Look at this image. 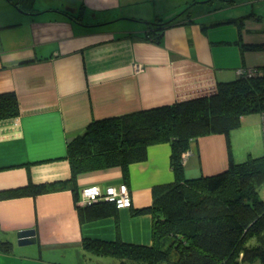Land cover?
<instances>
[{
	"label": "crops",
	"instance_id": "obj_1",
	"mask_svg": "<svg viewBox=\"0 0 264 264\" xmlns=\"http://www.w3.org/2000/svg\"><path fill=\"white\" fill-rule=\"evenodd\" d=\"M209 1L36 0L27 12L20 0H0V94L14 92L21 109L18 117L0 120V192L29 184L47 191L0 201V244L7 243L0 264H103L85 250L86 238L152 244V215L134 212L153 204L155 188L175 181L170 145L150 147L148 160L129 168L132 208L120 210L118 219L82 225L83 190L120 187L123 170L79 176L76 200L68 141L95 120L211 97L241 70H264L263 50L241 51V45L264 44V25L248 22L242 33L237 27L231 36L212 34L204 22ZM171 22L160 44L145 39L156 28L151 24ZM250 119L243 117L241 128L261 139L262 116ZM232 153L237 163L253 158L240 162ZM183 162L187 178L224 173L227 137L194 141ZM28 230H36V243L20 246L18 233Z\"/></svg>",
	"mask_w": 264,
	"mask_h": 264
},
{
	"label": "trees",
	"instance_id": "obj_2",
	"mask_svg": "<svg viewBox=\"0 0 264 264\" xmlns=\"http://www.w3.org/2000/svg\"><path fill=\"white\" fill-rule=\"evenodd\" d=\"M242 19L221 24L236 23L242 33ZM173 22L151 24L156 28L149 29L145 39L160 44ZM261 50L264 44L241 45L243 53ZM247 71L238 79L219 83L214 96L95 120L83 134L68 141L65 159L72 170L70 187L76 200L79 176L119 168L128 187L129 168L145 163L150 147L168 144L172 151L175 181L155 188L153 204L134 212L152 215V244L86 238V251L115 257L120 264H264V200L259 195L264 186V157L237 163L231 148L230 133L241 128L242 118L264 113V70ZM20 112L14 92L0 94V120H11ZM217 134L228 139L229 169L217 176L187 178L183 159L193 142ZM46 193L43 187L29 184L3 190L0 201ZM119 211L115 202L106 200L77 206L82 225L112 216L118 219ZM6 245L0 244L2 252Z\"/></svg>",
	"mask_w": 264,
	"mask_h": 264
},
{
	"label": "rangeland",
	"instance_id": "obj_3",
	"mask_svg": "<svg viewBox=\"0 0 264 264\" xmlns=\"http://www.w3.org/2000/svg\"><path fill=\"white\" fill-rule=\"evenodd\" d=\"M211 12H208L204 20L211 28L212 34L233 35L237 33V24H216L218 21L226 19L243 18L245 23L252 22L257 25H264V0H214V4L209 5ZM254 13V15H252ZM252 15V16H251ZM216 22V23H215ZM249 121L260 119V114H252ZM251 128V127H250ZM237 129L232 133V148L237 160H245L249 154L253 158L264 157V140L260 139L257 133L249 130ZM187 156V155H185ZM245 158V159H244ZM259 195L264 200V186ZM82 201V199H81ZM97 259V258H96ZM99 261L103 264H119L115 257L102 256Z\"/></svg>",
	"mask_w": 264,
	"mask_h": 264
},
{
	"label": "built area",
	"instance_id": "obj_4",
	"mask_svg": "<svg viewBox=\"0 0 264 264\" xmlns=\"http://www.w3.org/2000/svg\"><path fill=\"white\" fill-rule=\"evenodd\" d=\"M248 71L241 70L239 74H247ZM262 119V125H263V134H264V113L261 115ZM264 137V136H263ZM100 200H106L108 202H115L117 209L124 210L132 208L133 201L131 199V191L128 189L126 185H122L120 187H111L107 190H101L97 187H88L87 189H84L82 192V201L81 205H86L87 203H95L99 202Z\"/></svg>",
	"mask_w": 264,
	"mask_h": 264
},
{
	"label": "water",
	"instance_id": "obj_5",
	"mask_svg": "<svg viewBox=\"0 0 264 264\" xmlns=\"http://www.w3.org/2000/svg\"><path fill=\"white\" fill-rule=\"evenodd\" d=\"M20 8L21 11H27L30 12L32 10L33 6L36 3V0H20ZM91 205V203H87L86 205H81L82 207H87ZM35 235L36 230H28L24 232H19L17 236V240L19 242L20 246H29L31 244H35Z\"/></svg>",
	"mask_w": 264,
	"mask_h": 264
}]
</instances>
